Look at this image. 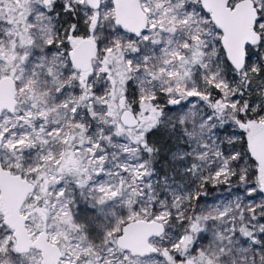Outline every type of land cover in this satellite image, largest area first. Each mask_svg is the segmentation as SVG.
Here are the masks:
<instances>
[{
    "label": "snow or ice",
    "instance_id": "obj_1",
    "mask_svg": "<svg viewBox=\"0 0 264 264\" xmlns=\"http://www.w3.org/2000/svg\"><path fill=\"white\" fill-rule=\"evenodd\" d=\"M0 264H264V0H0Z\"/></svg>",
    "mask_w": 264,
    "mask_h": 264
}]
</instances>
